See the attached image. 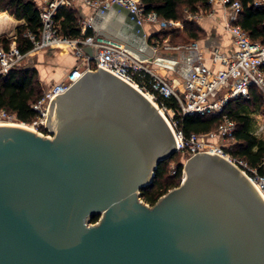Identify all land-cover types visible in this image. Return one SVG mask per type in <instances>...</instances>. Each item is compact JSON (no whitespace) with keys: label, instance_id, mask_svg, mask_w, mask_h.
<instances>
[{"label":"water","instance_id":"obj_1","mask_svg":"<svg viewBox=\"0 0 264 264\" xmlns=\"http://www.w3.org/2000/svg\"><path fill=\"white\" fill-rule=\"evenodd\" d=\"M124 15L131 39L97 36L150 58ZM46 128L52 138L0 126V264H264V198L225 159L191 157L178 188L142 200L176 140L119 76L88 71L54 97Z\"/></svg>","mask_w":264,"mask_h":264},{"label":"built area","instance_id":"obj_2","mask_svg":"<svg viewBox=\"0 0 264 264\" xmlns=\"http://www.w3.org/2000/svg\"><path fill=\"white\" fill-rule=\"evenodd\" d=\"M74 1L83 2L100 16H106L112 10L120 15L127 11L136 15L142 26L149 23L158 25L161 30H167L182 25L179 22L166 21L156 13H147L142 0H44L40 11V35L27 34L33 46L29 53L50 49L71 51L81 64L76 66L65 80L44 90L43 97L32 105L38 114L34 123H23L15 114L1 110L0 126L19 125L35 132L48 130L47 114L54 97L64 94L88 71L96 72L101 67L136 88L156 107L175 137L177 152H187L191 157L213 154L225 159L238 168L264 198V174L259 172V168H253L247 162L231 156L228 152L230 148L226 145L227 142L236 143L234 135L237 130L236 122L230 119L227 113L228 105L235 100H248L253 87L264 94V46L253 42L247 33L236 25L243 12L242 4L233 0H210L212 7L220 5L228 11L226 27L233 36L236 50L230 56L214 51L213 63H219L223 67L216 71L202 63L203 57L196 43L188 46L186 49L189 52V68L183 74L180 88H176L157 75L149 63L139 59L122 44L98 36L69 39L61 35L56 14L60 8L72 6ZM252 5L256 8L264 7V0H255ZM84 26L92 27V21L84 22ZM86 48L93 49L96 54L89 56L85 52ZM180 48L165 47L166 50ZM26 57L27 54L21 52L16 41L8 48L0 46V77L23 67ZM167 100H174L177 106L168 107ZM194 115L219 117L222 123L217 130L208 134L186 136L179 129V117ZM48 132L52 134L49 130ZM214 141L225 144H215ZM260 167L264 168V159Z\"/></svg>","mask_w":264,"mask_h":264},{"label":"trees","instance_id":"obj_3","mask_svg":"<svg viewBox=\"0 0 264 264\" xmlns=\"http://www.w3.org/2000/svg\"><path fill=\"white\" fill-rule=\"evenodd\" d=\"M239 1L243 6V12L238 17L236 25L240 26L253 42L264 46V7H253L255 0ZM147 13H156L166 21L183 23L184 29L177 31L162 30L157 38L160 43L177 36L181 31L185 34V45L191 41H199L204 36V31L196 23L185 19L186 13L196 15L200 11H210V0H142ZM0 11L8 12L16 20L23 22L16 32V44L23 54L32 50V43L27 34L39 36L42 28L40 8L33 0H0ZM58 31L69 39L94 37L95 31L91 27L84 26L78 13L71 7H62L56 14ZM4 47H9L6 40L0 41ZM44 90L40 85L39 73L34 68L21 67L12 71L9 75L0 77V111L6 110L17 116L23 123L32 124L37 120L38 114L32 105L43 97ZM264 95L258 88H251L248 100L239 99L232 101L227 107L230 119L236 122L237 130L234 135L236 143L228 150L235 158L247 162L253 168H259L264 174V168L260 165L264 159V140H260L252 134L253 120L251 113H262ZM170 108H175L174 100H167ZM222 119L211 116H187L179 117V129L186 136L192 134L205 135L218 129ZM48 135V130L43 129ZM178 154L162 162L156 171L153 183L141 191L142 200L154 206L159 199L169 191L178 188L183 176V165H178L175 176H168V164ZM99 221L94 217L92 223Z\"/></svg>","mask_w":264,"mask_h":264},{"label":"crops","instance_id":"obj_4","mask_svg":"<svg viewBox=\"0 0 264 264\" xmlns=\"http://www.w3.org/2000/svg\"><path fill=\"white\" fill-rule=\"evenodd\" d=\"M33 1L41 10L44 0ZM70 7L78 13L81 21L85 23L92 21L91 28L95 31V36H97V32L100 30L107 31L114 35L120 32L124 33V29L128 32V24L124 14L120 15L112 10L106 16H100L94 9L86 6L81 1H74ZM195 16L196 18H193ZM228 16V11L220 5L212 7V10L207 12L200 11L196 15L186 13L185 19L187 21L196 22L204 31V36L199 41H191L185 46H179L181 48L178 50H168L167 58H164L162 55L164 54L163 51L166 50L165 47H169L167 43L168 39L160 43L157 38V35L162 31L161 28L155 24H144L143 28L150 46H141L142 52L150 57L144 61L149 63L154 72H157V75L163 77L176 88H180L183 74L189 68V52L186 48L190 45L196 43L199 46V52L203 57V64L216 71L223 69L222 65L219 63H213L212 57L214 51H218L225 56H230L233 55L236 50L233 36L226 27ZM181 24L178 30L182 31L184 25L183 23ZM30 54L29 52L27 53L23 66L26 68H34L38 71L41 83L45 87L44 90L48 89L53 84L65 80L71 71L81 64L74 52L50 49L37 53L38 57L42 56L43 60L47 59L46 64L48 66L43 68L41 67L43 64L39 63L38 57H31L33 55Z\"/></svg>","mask_w":264,"mask_h":264},{"label":"rangeland","instance_id":"obj_5","mask_svg":"<svg viewBox=\"0 0 264 264\" xmlns=\"http://www.w3.org/2000/svg\"><path fill=\"white\" fill-rule=\"evenodd\" d=\"M0 15L9 17V20L6 23L0 25V41L6 40L7 42H9V45H10L11 43L15 42L17 28L22 23H20L14 17L10 16L8 12L0 11ZM178 29H179V27H177V28L170 27L166 31H177ZM176 34H177V36L172 37L170 40L167 41V43L169 44V47L175 48V47H179V46H185V41H184V39L186 37L185 34H183L181 31L177 32ZM114 36L117 37L118 39L122 40V41H126L128 39H131L130 38L131 36L129 35V32H126L125 29H124V33L120 32V33H117ZM0 46H4V43H0ZM167 51L168 50H164L163 51L164 54L162 56L164 58H167L166 56H168ZM170 51H172V50H170ZM43 53H45V52H43ZM30 55H33L31 57H35V58L38 57L37 53H33V54H30ZM41 59H42V56H39L38 57L39 63L43 64L41 67L44 68V67L48 66L46 64L47 63V59H44V60L43 59L41 60ZM155 73H157V72H155ZM39 79H40V75H39ZM40 85H41L42 89L44 90L45 87L41 83V80H40ZM263 100H264V98H263ZM262 110H263L262 113H257V114L251 113L250 114V117L253 120L252 134L255 137H257L258 139H260V140H264V103H263V109ZM15 124H17V123H15ZM36 131H37L38 134H40L42 136H45V137L47 136V137H51V138L53 137L52 134L45 135L42 131H38V130H36ZM213 143L219 144V145L225 144V143H223V142L221 143L219 141H214ZM226 145H227L228 148H231L234 145V143L233 142H231V143L227 142ZM177 154H178V156L173 161H171L168 164L167 169H168V176L169 177L170 176L172 177V176L176 175L175 172H176V169H177L178 165H180V164L183 165V169H184V165L191 158V155L188 154L187 152H177ZM183 178L184 177L182 176L181 182H182ZM181 182H180V184H181Z\"/></svg>","mask_w":264,"mask_h":264},{"label":"bare ground","instance_id":"obj_6","mask_svg":"<svg viewBox=\"0 0 264 264\" xmlns=\"http://www.w3.org/2000/svg\"><path fill=\"white\" fill-rule=\"evenodd\" d=\"M8 20H9V17H8V16H1V15H0V25L6 23ZM128 38H129V37H128ZM10 126H12V127H21V128H24V127L19 126V125H10ZM25 129H26V128H25ZM31 131H33V130H31Z\"/></svg>","mask_w":264,"mask_h":264}]
</instances>
